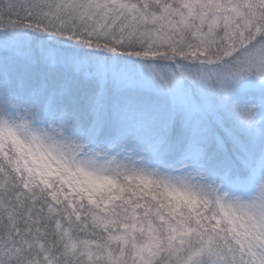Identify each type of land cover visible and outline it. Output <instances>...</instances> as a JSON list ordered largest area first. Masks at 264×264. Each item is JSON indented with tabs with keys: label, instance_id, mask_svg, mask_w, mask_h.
Wrapping results in <instances>:
<instances>
[{
	"label": "rangeland",
	"instance_id": "1",
	"mask_svg": "<svg viewBox=\"0 0 264 264\" xmlns=\"http://www.w3.org/2000/svg\"><path fill=\"white\" fill-rule=\"evenodd\" d=\"M118 1L21 0L28 6L46 3L43 17L66 20L62 24L65 31L56 34L64 39L61 41L45 32L49 23L45 29L23 21L1 25L12 37L7 43L14 50L27 51L36 46L44 49L52 41L80 44L81 40L67 41L69 28L81 30L87 23L93 30L104 26L106 32L111 26L105 24L108 15L113 16L112 9L117 12L112 25L117 28L126 23L125 30L120 25L119 33L144 39L148 51L135 60L104 57L95 63L76 62L77 70L88 79L112 84L111 141L99 151L105 157L117 156L114 171L119 168L125 173L126 163L130 170L126 174L132 175L136 187L142 182L152 186L147 177L139 175L155 169L160 185L175 183V191L187 196L213 198L214 209L226 219L231 233L225 236L221 232L222 245L229 248L234 238L249 255L260 257L251 264H264V29L259 20L264 19V0H165L162 12L151 19L132 17L136 10L125 9ZM253 7L256 14L250 12ZM71 22L76 26H69ZM32 31L43 36V41L31 39ZM187 36L193 46L187 47ZM195 46L204 54L209 51V56L181 55ZM100 97L101 91L90 116V129L63 150L54 147L57 144L41 146L32 137L20 136L12 125L0 123V155L26 187H47L58 202L65 201V196L95 200L113 184L110 175L101 173L108 167L86 157L98 151ZM68 119L75 120L70 127L85 129L87 121ZM171 156L176 165L167 167L166 159ZM250 167L257 172L252 181L235 184L231 172L249 173ZM115 181L124 184L121 179ZM141 206L121 210L119 216L126 218L131 229L110 239L111 248L104 251L101 261L154 264L162 259L160 264H216L224 255L216 251L214 232L207 234L194 223L185 228L169 220L157 206L149 212H143L146 208Z\"/></svg>",
	"mask_w": 264,
	"mask_h": 264
},
{
	"label": "trees",
	"instance_id": "2",
	"mask_svg": "<svg viewBox=\"0 0 264 264\" xmlns=\"http://www.w3.org/2000/svg\"><path fill=\"white\" fill-rule=\"evenodd\" d=\"M120 2L122 5H119L123 8L136 10L132 17L147 19L158 16L165 4V0ZM31 5L21 3V0H0V123L12 125L20 136L32 137L41 143V146L57 144L54 147L59 145L63 150L67 143L78 141L79 135L90 129V116L101 91L99 106L102 113V133L95 141L98 151L94 152L95 155L87 154L86 157L94 158L107 166L101 173L110 175L113 184L95 200L65 196V201L56 202L47 187H26L0 155V264H107L101 260L105 259L104 251L107 252L111 248L110 239L118 235V232L121 234L131 229L126 218L119 216L121 210L137 205L146 208L143 212H149L157 206L169 220L185 225V228L189 223H194L207 234L214 232V237L217 238L216 251L224 254L218 257L216 264H251L253 260L257 262L260 257L255 258L257 256H253L252 252L249 255L234 238L229 241V248L222 245L221 232L225 233V236L231 233L226 226V219L214 209L213 198L207 195L187 196L185 192L175 191V183H170L169 187L160 185L156 179V170L146 169L139 175L147 177L148 181L154 183L152 186L142 182L136 187L132 184V175L126 174L130 173L127 164H123L125 173L119 169L114 171L113 167L119 161L117 156L105 157V153L99 151L102 145L110 142L111 137L112 84H100L96 79H88L85 72L77 70L76 62L85 60L95 63L104 57L135 60L136 57H141L138 55L147 53L148 43L144 42V39L138 41L130 38L128 34H120V25L123 24L124 27L126 23L114 27L113 19L118 16L112 9L113 16L108 15L109 19L105 23L111 26L106 32L103 30L104 26L93 30L87 23L84 27L81 26V30L68 29L71 36L68 35V40L65 39L69 43L81 40L82 43L86 42L85 44L61 45L52 41L51 44L47 43L44 49L36 46L27 51L14 50L15 46L7 43L12 41V37L3 30L1 23L15 24L23 21L43 29L49 23L50 29L45 32L50 35L54 33V38L60 39L59 41L63 39L56 34L65 31L62 24H65L66 20L60 18L61 16L56 17V20L52 17L54 21L43 17L41 13L48 9L46 3ZM250 12L256 14V9L253 7ZM63 13L61 15L68 18L65 12ZM259 20L263 22L264 29V19ZM72 24L75 23L71 22L69 26ZM146 29L150 27L146 26ZM32 33L31 39L43 41V36L35 35L34 31ZM186 41L189 43L187 47L193 46L192 38L188 37ZM59 50L64 53L58 54ZM209 53L208 51L204 54L201 48L195 46L190 52L185 51L181 55L200 57L209 56ZM65 61L69 64H65ZM83 70L85 71L84 68ZM62 112L65 113L63 115L67 114L68 118L87 121L85 129L80 131L70 127L75 125L71 124V121L75 120H69L67 117V121L63 120ZM166 163L175 165L176 159L171 156ZM249 170V173L246 170L243 173L233 170L230 176L237 180H251L255 170L253 167ZM162 177L164 179V176ZM116 179L123 180L124 184L117 183ZM120 185L122 187H119ZM131 223L134 225L135 219H132ZM85 247L86 250L82 251ZM159 262L162 263V259L154 264H160Z\"/></svg>",
	"mask_w": 264,
	"mask_h": 264
}]
</instances>
